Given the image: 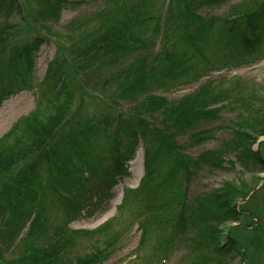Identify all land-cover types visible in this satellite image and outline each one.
Wrapping results in <instances>:
<instances>
[{
    "label": "trees",
    "instance_id": "1",
    "mask_svg": "<svg viewBox=\"0 0 264 264\" xmlns=\"http://www.w3.org/2000/svg\"><path fill=\"white\" fill-rule=\"evenodd\" d=\"M134 1L123 0L117 8L110 9L115 0H107L110 5L106 2V6L97 12L102 21L98 20L100 25L93 31L87 30L88 25L75 21L74 26L69 25L79 34L53 33L57 56L47 65L44 76L45 82L53 85L54 93L46 100L53 113L41 119L37 110L0 138V241L4 245L0 247V264H98L101 251L70 256L69 242L74 236L89 234L87 232H71L68 241H58L45 248L33 246L38 235L30 229L39 231V226L46 222L37 224L44 211L43 196L38 187L43 185L55 192L62 205L59 209L67 217L81 202L97 200L102 186H110L117 176H123L128 154L139 142L143 149V177L135 189L124 192L125 197L142 200L139 214L144 218L138 224L139 246L144 245L155 227H160L164 233L162 243L173 248H177V244L186 247L190 255L187 264H228L235 257L264 264V218L261 217L264 208L261 204H253V208L250 204L238 212L237 194L229 182L193 197L187 189L190 180L204 169L225 171L228 169L225 165L234 168L235 164L250 165L254 172L258 168L264 169V143H259V150L251 148L259 137H264V123L255 118L248 126L250 118L247 116L242 123H237L231 142L221 143L216 149L204 151L194 158L181 153L180 149L209 139L207 129L199 127L207 119L218 121L219 114L207 112L203 90L173 101L163 94L148 92L152 86H162V78H166L169 71L166 64H170L172 58L160 59V52L141 53L155 44L141 37L146 31L139 30L142 24L152 21V17L144 10V4L141 3L143 9L139 11L132 5ZM167 1V11L161 20L168 35L175 34L169 32L168 26L178 25L182 31L189 27L190 39L199 40L212 28L220 26L219 36H227L231 45L237 44L238 53L248 55L254 54L264 42L261 32L264 29V0H243L236 15L230 12L208 21L198 15L199 6L216 5L225 0ZM68 3L67 0H0V56L10 53V62L18 61L22 71H29L37 46L45 40L41 30L49 33L50 25L57 22L54 18ZM16 20L25 27L12 24ZM161 37L164 39L162 33ZM231 45L228 46L231 50L226 49L229 53L233 52ZM129 57L133 59L125 65L124 61ZM153 61L157 62L152 65ZM4 71L0 63V105L16 92L14 83L25 86L29 81L25 74L16 77L12 72L5 74ZM91 78L96 87L89 89L86 80ZM69 79L80 90L83 85L88 90L83 95L96 100L103 109L106 107L104 111L87 117L85 111L79 113L83 108L80 99L76 113L64 117L62 112L69 103L59 100L64 96V90L67 91ZM149 80H152V86L148 84ZM113 82L112 95H119L124 106L125 102H130L129 109L123 110L116 103L109 105L105 100L110 92L108 86ZM252 93L256 98L240 97L237 102L249 115L259 117L261 109L249 102L261 100ZM159 123L163 130L155 128ZM239 125L248 126L256 134L248 133ZM18 130L25 138H16L9 145ZM101 135L105 141L98 144ZM175 137L189 138V141L183 147H176L173 144ZM93 146L99 148L98 153ZM25 157H28L27 163ZM160 166L165 168L160 186L166 195H171L168 208L167 204L154 205L151 199L156 193L152 184ZM41 172L46 173L45 179ZM244 197L239 195L240 199ZM125 206L121 202L119 208ZM242 215L246 223L240 221ZM256 217L259 222L254 219ZM28 218L29 234L23 237L26 249L19 257L5 261L2 252L11 247ZM236 222L239 224L230 227L225 243L221 244L218 239L220 227ZM107 226L110 225L99 231L107 232L110 229ZM193 228L195 230L190 231ZM108 239L111 242L112 237Z\"/></svg>",
    "mask_w": 264,
    "mask_h": 264
},
{
    "label": "rangeland",
    "instance_id": "2",
    "mask_svg": "<svg viewBox=\"0 0 264 264\" xmlns=\"http://www.w3.org/2000/svg\"><path fill=\"white\" fill-rule=\"evenodd\" d=\"M67 1L69 3L54 18L57 22L50 25V32L47 33L41 30V35L45 40L37 46L38 49L33 56L32 66L29 71H22V68L18 66V61L10 62V53L0 56V63L5 68V74L12 72L16 77L25 74L29 80L25 86H22L19 82L14 83L13 86L16 92L6 98L0 105V138L13 125L17 122L20 123L21 119H27L31 114L37 112V110H39V118L41 119L53 113L51 105L46 103V100L54 93L53 88H51L53 85L44 80L47 65L57 56V43L55 42L53 33L62 34L66 31L69 35H77L79 31L71 27V25L74 26L76 24L75 21H80L88 25V31L95 30L100 25L98 20L102 21V18L97 15V12L106 6L107 0ZM122 1L115 0L110 6V9L112 7L117 8ZM242 1L225 0L216 5L199 6L197 13L206 21L211 17L224 16L230 12L236 15L238 8L241 7ZM141 3L144 4V10L150 13L149 16L152 17L150 20L152 21L142 24L143 26L139 30L142 33L143 31L146 32L140 36L155 42L152 46L149 45L147 47L148 49L150 48L149 50L141 51V53L147 55L149 52H160V59L166 58L167 56L172 58L170 64H166L169 71L166 78H162V86H152L153 82L149 80L148 84L152 86V89L148 92L157 95L163 94L170 101H173L183 95L185 96L195 91L203 90V94L205 95L203 99L208 104L207 112L216 111L219 114L218 121L211 122L207 121V119L206 123L199 127L201 129L204 128V130L207 129L206 131L210 134L209 139L196 145H188L180 149L181 153H187L190 157L194 158L204 151L216 149L221 143L231 142L233 139V131L237 130V123H242L243 119L247 116L250 118L248 126L253 124L255 118L262 120L264 123V42L254 54L238 53L240 50L236 43L235 45H231L227 36H219L217 31H220L221 28L220 26H215L217 24L199 40H195L194 38L190 39L189 27H186L182 31L181 26L178 25L173 27L168 26L169 32L175 33L174 35H168L165 32L161 20L167 11L168 1L135 0L132 5L141 11L143 9ZM42 6H39V9H42ZM36 17L34 15L35 20ZM15 23L18 24L19 28L25 27L21 21L16 20L12 24ZM152 27L153 31L151 32ZM261 32L264 37V29ZM261 32L259 33L261 34ZM161 33L164 35V39L161 37ZM230 45L233 46L232 53L226 50L230 49L228 47ZM132 59L133 57L126 58L124 64L126 65ZM155 62L157 61H153L152 65ZM86 81L89 83V89L90 87H96L92 85V78ZM66 84L68 87L67 91L64 90V96L59 100L61 103L64 101L69 103L67 109H64L62 112L64 117L68 118L74 112L76 113L75 110L80 99L83 101V108L79 113L85 111L87 117L97 113L100 114L106 108L103 109L96 100L84 96L83 92L87 89L83 85H81L82 89L80 90L70 79ZM114 84L115 82L108 86L110 92L105 96V100L109 105L116 103L117 107L123 110L129 109L132 106L130 102L124 101V106L120 102V99H118L120 98L119 95H112ZM252 92L261 100V102L258 100L249 102L250 105L261 109L259 117L249 115L237 102L240 97L247 96L248 98H256ZM142 97L143 95L139 96L140 100ZM37 104L40 107L37 108ZM248 126L241 127L239 125L238 127L246 130L250 134H256ZM155 128L157 130H163V125L159 123L155 125ZM167 134L172 133L167 131ZM16 138L24 139L25 136L18 130L9 140V145ZM104 141L102 135L99 136L98 144H103ZM187 141H189V138L175 137L173 144L176 147H183ZM260 142H264V137L258 138L251 147L252 150H259L258 145ZM93 148L98 153L99 148L95 146ZM28 157H30V154ZM28 157L24 158L26 163ZM228 159L231 160L232 157H228ZM225 166L228 168L225 171H209L205 169L199 171L187 185L189 196L193 197L196 194L216 190L224 182H229L237 194L235 205L238 212L249 207L250 204L251 208H253V204L256 206L261 204V208H264V169L258 168L257 172H254L252 170L253 167L250 165L235 164L234 168ZM142 167L143 149L139 142L138 146L128 154V160L125 164L126 171L123 176H117L115 183L110 186H102L97 200L92 199L90 202H81L76 208V211L71 210L67 217H64L59 209L62 205L57 200L55 192L46 186H39V194L43 196L42 203L44 211H42V219L37 224L46 222L44 226L39 224V231L38 229H30L32 233L38 235L36 244L33 246L45 248L49 244H54L58 241H68L71 237L69 236L71 232H87L89 234L74 236L72 242H69L68 246L70 248L72 247L70 249L71 257L84 256L90 252L101 251L102 255H104L98 258V264H187L190 255L186 247L177 244L178 247L173 248L162 243L164 233L160 227H155L154 231L149 234L144 245H138L140 237L138 224L144 218L143 214H139L142 200L136 197L134 200L129 196L125 197L124 192L133 190L138 186L140 179L143 177ZM246 168H249V170ZM164 171L165 168L160 166L157 177L152 184V188L156 193L151 199L154 205L167 204L168 208V199L171 195H166L164 188L160 186ZM41 175L45 179L44 176L46 173L41 172ZM239 195L245 197L240 199ZM94 202L96 203L95 205ZM121 202L126 206L120 209L119 205ZM153 207L156 208L155 206ZM261 217L264 218V215H261ZM254 219L259 222V218L256 217ZM245 220L246 218L242 215L240 221ZM29 223L30 219L28 218L25 220L23 230L14 242H12L11 247L8 250L4 249L2 252V257L5 261L10 260L12 257H19L26 249L27 243L23 242V237L29 234L27 232L29 230ZM237 224L239 223H226L220 227L218 230V239L221 244L225 243V238L230 227H235ZM106 225H110L107 226L110 229L107 232H100L99 229L106 227ZM192 230L195 229L193 228L190 231ZM249 235L251 238L254 237L253 234ZM109 236L112 237L111 242L108 239ZM58 238L59 240H57ZM262 240H264V237ZM3 246V243L0 241V247L3 248ZM258 260L262 263V259L259 256ZM247 263L258 264L254 260L242 261L240 257L233 258L228 264Z\"/></svg>",
    "mask_w": 264,
    "mask_h": 264
}]
</instances>
